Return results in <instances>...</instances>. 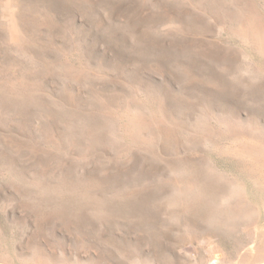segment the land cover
I'll list each match as a JSON object with an SVG mask.
<instances>
[{"label":"clouds","instance_id":"9594fccd","mask_svg":"<svg viewBox=\"0 0 264 264\" xmlns=\"http://www.w3.org/2000/svg\"><path fill=\"white\" fill-rule=\"evenodd\" d=\"M8 7L21 35L0 33V264H215L200 238L232 185L264 207V0ZM217 26L251 80L205 39Z\"/></svg>","mask_w":264,"mask_h":264},{"label":"rangeland","instance_id":"374dc122","mask_svg":"<svg viewBox=\"0 0 264 264\" xmlns=\"http://www.w3.org/2000/svg\"><path fill=\"white\" fill-rule=\"evenodd\" d=\"M190 2L196 4L198 0ZM138 3H143V0H138ZM156 4L157 0H151V5ZM143 11L159 15L155 7H145ZM180 11L186 14L191 12V9ZM173 19L169 17L167 21L160 22L159 28L171 33L175 30ZM5 32L21 35L18 13L14 7L0 9V33ZM205 39L219 40L226 50L231 49L233 54H237L240 73L249 80L253 78L248 66L251 58L242 51L232 48L233 41L221 27L212 29L211 34L205 36ZM225 203L226 215L218 221H213L211 229L213 234L200 238L203 244L201 254L215 264H264V232L261 231V225L264 224V207L253 202L248 195L247 187L240 184L232 185Z\"/></svg>","mask_w":264,"mask_h":264}]
</instances>
